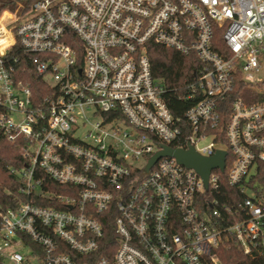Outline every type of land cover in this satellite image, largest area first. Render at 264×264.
I'll return each mask as SVG.
<instances>
[{
  "label": "built area",
  "instance_id": "obj_1",
  "mask_svg": "<svg viewBox=\"0 0 264 264\" xmlns=\"http://www.w3.org/2000/svg\"><path fill=\"white\" fill-rule=\"evenodd\" d=\"M14 2L0 16L13 40L0 137L20 149L10 173L28 201L0 206V264H221L232 242L264 255V0ZM153 43L202 65L184 120L153 76ZM17 47L50 89L40 103ZM163 147L224 152V167L205 183L166 156L146 173Z\"/></svg>",
  "mask_w": 264,
  "mask_h": 264
},
{
  "label": "trees",
  "instance_id": "obj_2",
  "mask_svg": "<svg viewBox=\"0 0 264 264\" xmlns=\"http://www.w3.org/2000/svg\"><path fill=\"white\" fill-rule=\"evenodd\" d=\"M18 7L14 0H0V16L6 10L15 12ZM21 11L22 9L19 12ZM219 38L220 33L217 35V39ZM13 53L21 54L20 47H17ZM149 56L154 78L160 80L167 88L166 100L170 109L176 118L184 120V114L194 103L185 98L186 88L195 80V73L201 69L200 61L194 55L183 56L172 49L154 43L149 45ZM31 61L32 59L28 56L22 57L19 77L31 88L34 101L40 103L50 93V89L35 74ZM238 96L239 93L235 92L232 98ZM23 161L19 147L0 137V206L4 209L14 208L18 203L28 201L19 192L23 186L22 182L10 173L11 168L22 167ZM225 189L232 192L229 187ZM217 253L221 264H264L263 254L247 256L233 242L229 247H221Z\"/></svg>",
  "mask_w": 264,
  "mask_h": 264
},
{
  "label": "water",
  "instance_id": "obj_3",
  "mask_svg": "<svg viewBox=\"0 0 264 264\" xmlns=\"http://www.w3.org/2000/svg\"><path fill=\"white\" fill-rule=\"evenodd\" d=\"M173 157L181 165L187 168L196 170L204 179L205 183L208 182L210 172L213 168L224 167V161L226 154L224 152H218L213 158H203L190 147L189 150H174L169 147H163V151L156 154L150 161L146 173L161 157Z\"/></svg>",
  "mask_w": 264,
  "mask_h": 264
},
{
  "label": "rangeland",
  "instance_id": "obj_4",
  "mask_svg": "<svg viewBox=\"0 0 264 264\" xmlns=\"http://www.w3.org/2000/svg\"><path fill=\"white\" fill-rule=\"evenodd\" d=\"M8 16H9L8 13L4 14L2 20L4 21V19L6 17H8ZM0 23L2 24V21ZM6 28H7L8 31H12L13 30V26L12 25H9V24H6ZM11 40H12V37H11V35L8 34L7 37H5L4 39H2V41H0V45L3 46V48H4L6 45H8L10 43ZM204 144H208V141H204L203 142V145Z\"/></svg>",
  "mask_w": 264,
  "mask_h": 264
},
{
  "label": "bare ground",
  "instance_id": "obj_5",
  "mask_svg": "<svg viewBox=\"0 0 264 264\" xmlns=\"http://www.w3.org/2000/svg\"><path fill=\"white\" fill-rule=\"evenodd\" d=\"M12 42H13V40L10 41V43H12ZM2 49H3V46L0 45V50H2Z\"/></svg>",
  "mask_w": 264,
  "mask_h": 264
}]
</instances>
